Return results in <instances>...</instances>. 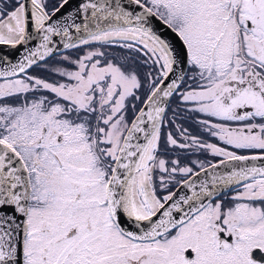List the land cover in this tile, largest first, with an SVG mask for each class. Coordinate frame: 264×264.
I'll use <instances>...</instances> for the list:
<instances>
[{
	"label": "snow or ice",
	"instance_id": "snow-or-ice-1",
	"mask_svg": "<svg viewBox=\"0 0 264 264\" xmlns=\"http://www.w3.org/2000/svg\"><path fill=\"white\" fill-rule=\"evenodd\" d=\"M0 264H264V0H0Z\"/></svg>",
	"mask_w": 264,
	"mask_h": 264
},
{
	"label": "water",
	"instance_id": "water-1",
	"mask_svg": "<svg viewBox=\"0 0 264 264\" xmlns=\"http://www.w3.org/2000/svg\"><path fill=\"white\" fill-rule=\"evenodd\" d=\"M77 2V0H73V3H76Z\"/></svg>",
	"mask_w": 264,
	"mask_h": 264
}]
</instances>
